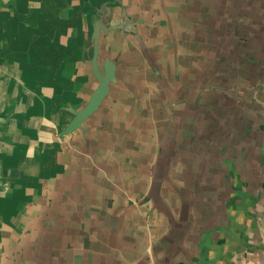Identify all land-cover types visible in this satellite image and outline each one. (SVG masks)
Wrapping results in <instances>:
<instances>
[{"label":"crops","instance_id":"1","mask_svg":"<svg viewBox=\"0 0 264 264\" xmlns=\"http://www.w3.org/2000/svg\"><path fill=\"white\" fill-rule=\"evenodd\" d=\"M0 264H264V0H0Z\"/></svg>","mask_w":264,"mask_h":264},{"label":"water","instance_id":"2","mask_svg":"<svg viewBox=\"0 0 264 264\" xmlns=\"http://www.w3.org/2000/svg\"><path fill=\"white\" fill-rule=\"evenodd\" d=\"M95 55L93 58L94 62V68H96L95 65ZM100 83L98 88L95 90L93 95L91 96V99L87 103V105L76 114V119H75V126H77L84 118H86L88 115H90L99 105L100 101L104 97L106 91H107V83H108V77H101L99 78Z\"/></svg>","mask_w":264,"mask_h":264},{"label":"rangeland","instance_id":"3","mask_svg":"<svg viewBox=\"0 0 264 264\" xmlns=\"http://www.w3.org/2000/svg\"><path fill=\"white\" fill-rule=\"evenodd\" d=\"M225 4V3H224Z\"/></svg>","mask_w":264,"mask_h":264}]
</instances>
